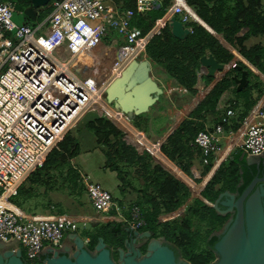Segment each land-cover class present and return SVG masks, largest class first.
<instances>
[{
	"label": "built area",
	"instance_id": "obj_1",
	"mask_svg": "<svg viewBox=\"0 0 264 264\" xmlns=\"http://www.w3.org/2000/svg\"><path fill=\"white\" fill-rule=\"evenodd\" d=\"M158 3L136 0L131 8L107 0H52L45 19L17 23L13 20L16 0H0V240L19 241L26 264H37L45 243L59 246L68 232L79 229V222L65 214L28 218L15 208L12 198L90 111L112 120L123 130L124 139L131 140L114 120V113L127 117L109 103L107 88L128 63L150 57L149 41L162 33L172 15L186 25L196 17L187 0H173L144 32L133 21ZM101 39L106 40L103 45ZM86 53L94 63L78 73L73 64ZM202 75L199 71L198 83ZM232 105L225 103L221 120L195 138L203 164L214 157L210 173L234 151L248 158L264 154V105L247 114L237 130L230 127L235 115ZM133 145L139 149L134 141ZM82 179L99 212L118 217L135 230L147 224L139 204L127 207L91 175L83 174Z\"/></svg>",
	"mask_w": 264,
	"mask_h": 264
},
{
	"label": "trees",
	"instance_id": "obj_2",
	"mask_svg": "<svg viewBox=\"0 0 264 264\" xmlns=\"http://www.w3.org/2000/svg\"><path fill=\"white\" fill-rule=\"evenodd\" d=\"M112 1L124 7L135 8L136 6V0ZM187 2L196 10L198 16L216 32L223 33L227 42L238 47L239 54L246 61L264 73V46L245 44V41L252 35H264V0H222L225 7L222 4L216 7L213 5V0H187ZM172 3L173 0H161L159 7L156 6L151 11L136 15L133 23L142 28L144 32L149 31ZM19 5L17 10L24 12L25 8L31 5V0H20ZM50 12L49 4L40 10L37 20H43ZM187 25L192 32L184 40L175 37L167 25L160 35L151 38L147 45V53L197 98V107L188 117L177 123L160 142L162 152L184 172L192 176L193 161L199 157L203 163L202 153L195 146V138L200 130L205 129H203V122L197 121L196 118L197 116L203 118L202 111L205 110L216 115L218 118L216 123L221 120L226 109L224 112L218 110L219 100L226 90L235 85L233 74H240L241 71L235 64H238L237 57L216 36L194 19ZM244 29L248 31L241 34ZM209 53H213L219 62L227 65V68L222 70L217 78L202 75L206 86L199 91L196 84L200 58ZM239 64L244 69L247 68L243 62ZM248 79V85L240 91L235 88V98L225 102L233 103L235 115L231 117L230 127L235 130L240 128L241 120L250 113L246 112L256 103V100L252 98L253 90L259 89L260 84L263 83L260 77L250 71ZM236 93H241L246 98L244 112L246 114L236 112V109L241 107V98ZM86 115L83 117L85 120L79 130L86 129L96 137L98 144L106 153V167L117 172L121 188L126 191L128 188L136 189L138 192L139 201L135 203L142 207L147 222L140 230L153 231L154 236L165 237L177 256L184 257L192 264H210L216 257L215 244L221 238L213 232L219 229L228 217V215L219 213L214 206L215 201L220 193L226 190L238 191L242 194L254 181L259 171L260 175H264V163L251 162L241 151L232 152L229 159L221 164L207 182L201 193L190 202L189 187L159 165L150 153H140L133 144L128 143L124 139L123 131L111 120L99 114L85 118ZM115 115L122 120L116 113ZM137 134L139 139L145 137L140 132ZM80 149L79 138L73 130L69 131L48 154L44 165L35 170L26 181L31 180L44 185L51 192L63 193L73 198L82 197L87 188L80 171L72 162ZM150 149L155 152L152 148ZM167 157L166 164L170 165L177 174L187 178ZM212 158L210 157L211 163L204 164L202 173L205 174L211 170ZM135 183H139L138 187ZM22 185L19 192L22 190ZM185 205H188V208L183 212L184 216H168L181 210ZM49 207L57 213L59 212L58 207H63V205L61 202L50 200ZM219 207L224 209L225 206L219 203ZM62 211L63 209H60V212ZM128 235L129 232L125 229L123 221L114 217L96 230L89 232V248L95 249L99 238L103 237L109 247L113 248L114 255L117 257L118 248L125 247ZM143 251H146V246L143 247Z\"/></svg>",
	"mask_w": 264,
	"mask_h": 264
},
{
	"label": "crops",
	"instance_id": "obj_3",
	"mask_svg": "<svg viewBox=\"0 0 264 264\" xmlns=\"http://www.w3.org/2000/svg\"><path fill=\"white\" fill-rule=\"evenodd\" d=\"M107 1L113 3L112 0H107ZM160 3L161 0H159L158 5L156 6L159 7ZM220 4H222L225 7V3H223L222 0H213V5H215L216 7L220 6ZM153 8H151L149 11H151ZM16 10H17V5H16ZM21 13L24 16L23 22L34 21L31 19H26L27 17L25 13L24 12ZM39 15H40V10L38 12L37 18ZM203 22L205 21L203 20ZM200 24L203 25L214 36H216L220 41V35L222 34L223 36V33L216 32L208 23H206L207 25H204L202 23ZM247 31L248 29H244V31L241 34H244ZM262 36L264 35L262 34L252 35L245 41V44L247 46H252L255 44H261L262 46H264V42L254 41ZM249 43H253V44H249ZM226 45L229 48L225 45L224 46L237 57L238 64L235 63L236 65H240L239 62H243L247 67L246 69L248 70V73L249 71L254 73L256 76L260 77L261 80L263 81V83L260 84L259 89L253 90L252 98L256 100V103L252 106V109H249L246 113L251 112L264 105V73L261 72L258 68L257 69L258 71H260V73L255 71L254 69L255 66L249 63L248 61H246L239 54L238 47L233 46L227 41H226ZM143 61H148L149 67L141 66ZM225 68H227V65L225 66ZM119 79L122 81H120L119 83L116 82L113 86L111 85L112 87L110 92L112 93V101L109 103H111L113 106L115 103H118L120 105L119 110L122 111V113L130 121L132 120L135 124L138 125L143 124L144 127L141 126L140 127L142 128L143 131H147L149 135H151L152 132L160 134L159 135L160 142L165 139L166 135L171 132V130L174 128V126L177 123H179L183 118L188 117L190 113L198 105L196 96H194V94L191 91L181 86L174 77H172L169 73H167V71L161 64H159L150 57L140 60L139 62H137V65H134L133 62L128 63V65H126L123 71V74L120 76ZM205 86L206 85L203 78L200 83L197 82L196 84V88L199 91H202L205 88ZM235 88L237 89L236 83L234 86H232L223 93L218 103V107H217L218 110L224 112L223 106L225 102L228 99L235 98V93H234ZM108 93L109 92L106 91L107 95ZM240 104L241 107H238L236 109V112L238 113L241 112L243 114H246L244 113L246 103L240 100ZM202 115L203 118L197 116L196 120L199 122H203L204 124L203 129L205 130L211 129L214 126V124L218 121L216 115L210 111L203 110ZM114 120L124 130L128 132L129 138L136 143V141L132 138V133L130 132V130H128L127 127L128 124L125 125L123 124L124 122L121 123V121H119L116 115L114 116ZM77 137L79 138L81 149L78 155L73 158L72 162L74 166L80 171L81 177L83 174H88V175L91 174L92 176L94 175L93 177L95 179L92 176L91 177L94 180L100 182L106 189L108 188L104 185V183H108V181L111 180V182L113 183L112 184L113 187H115V190H110V189L108 190L113 194L115 199L118 200L123 205L127 206L139 201L138 200L139 195L137 190L128 188V191H126L125 189H122L121 182L119 180L117 172L111 169L110 167H106L105 163L107 156L102 146L98 144L96 137L93 136L92 133L87 131L86 129H80ZM138 145L140 146L139 143ZM148 148L150 149V147ZM137 150L140 153H143L138 148ZM95 152H99V154H101L98 157L100 161L98 169L94 167L92 168L91 166H87L86 164L83 168L79 162L80 156L88 153L95 154ZM155 156L167 167L166 163L163 162L157 156V154H155ZM167 168L177 173L169 166ZM194 168H198L201 170L204 169V164L199 159V157L193 161L192 174ZM209 175H210V171L208 175H206V177L204 178L206 179V181L207 179H209ZM135 185L138 187L139 183L137 184L135 183ZM203 186L204 185H202L201 190H203L204 188ZM189 189L191 191L190 200H194L192 197L193 190L190 187ZM12 200L15 208L19 212L25 214V216L28 218L49 217V216L65 214L73 217L78 222L86 223V225H84L85 228H83L82 231L78 229L75 232H68L59 246L56 247L51 246L49 243L46 242L44 246V250L41 252L38 258L37 264H44V261L47 260L48 257L52 256L59 247L65 249L66 251H69V253H74L77 251L79 245L83 244L82 239L85 241L86 245H89L90 241L87 242V238L90 239L89 232L96 230L103 223H106L107 221L113 219L111 218V216H106L102 212H99L94 207V205L91 203L88 197L87 190L82 197L73 198L63 193L51 192L46 186L28 180L24 182V184L22 185V190H20L19 194ZM50 200L52 201L54 200L62 203L63 207H58L59 208V212H57L58 214L49 207ZM183 207H188V205H185ZM60 209H63V211L60 212ZM125 214L128 216V212H125ZM138 230L139 232H146V231H141L140 229ZM150 237L152 236L147 237V235H142V236L138 235L137 237H135L136 238L135 243L143 245L146 240L147 241L149 240ZM20 250L22 252L23 257H25L24 249L18 243L17 240H10L5 242L0 240V252L6 254L7 253L17 254L20 252Z\"/></svg>",
	"mask_w": 264,
	"mask_h": 264
},
{
	"label": "water",
	"instance_id": "obj_4",
	"mask_svg": "<svg viewBox=\"0 0 264 264\" xmlns=\"http://www.w3.org/2000/svg\"><path fill=\"white\" fill-rule=\"evenodd\" d=\"M50 1L51 0H31V5L24 10L25 15L31 20H36L39 10L48 6ZM195 14L196 17H194V20L207 25L198 16L196 10ZM169 27L172 34L182 40L192 32V29L184 24L177 15H172L170 17ZM220 41L227 46L226 40L223 38L222 34L220 35ZM139 61L140 60L135 59L131 62L137 65ZM93 63V56L86 53L75 61L73 67L78 73H82L87 65H93ZM141 66L149 67V62L143 61ZM225 66L224 63L218 61L213 53L205 54L200 58V72L208 77H219L220 72ZM236 67H238L241 73L234 74L233 79L237 84V89L240 91L248 84V70L244 69L242 65H236ZM119 78L120 77L111 85L113 86L116 82L119 83L122 81ZM111 85L106 90L109 92L108 95L105 93L109 102L112 101V93L110 92ZM119 106L118 103L114 104L116 109H120ZM161 153L167 157L163 152ZM263 157L264 154L248 159L251 162L257 161L260 163ZM167 158L169 159V157ZM169 160L173 162L171 159ZM174 165L189 180L197 183L195 179L184 172L177 164L174 163ZM219 167L220 165L210 173L209 179L213 177ZM170 172L183 181L188 187L192 188L188 179L175 172ZM258 180H260V178L254 179L244 191L243 195L238 199L236 203L238 208L236 217L234 220L230 219L225 224L223 235L215 244V248L220 254H217L216 259L210 264H264V212L261 202V196L264 195V186L257 188L256 183ZM261 180H264V177ZM206 184L207 182L203 187H205ZM226 193L232 194L230 191H226ZM214 206L219 207L218 200ZM220 213L225 214V211H220ZM124 227L129 232V235L125 240V247L118 248V258L115 257L113 248L109 247L103 237H100L95 249H90L89 245H86L83 239V244H80L77 251L74 253H69V251L59 247L52 256L44 261V264H192L184 257H178L165 237L154 236L153 231L139 232V230L132 229L130 226L124 225ZM138 235H147V237L152 236L150 237L151 239L145 253L141 250V244L135 243V237ZM18 243L20 244L19 241ZM0 264H26V262L20 250L17 254L0 252Z\"/></svg>",
	"mask_w": 264,
	"mask_h": 264
},
{
	"label": "rangeland",
	"instance_id": "obj_5",
	"mask_svg": "<svg viewBox=\"0 0 264 264\" xmlns=\"http://www.w3.org/2000/svg\"><path fill=\"white\" fill-rule=\"evenodd\" d=\"M19 1L20 0H16V2H17V7H19L20 5H19ZM23 18H24V16H23V14L20 12V11H18V10H16V12L14 13V16H13V20L14 21H16L17 23H23ZM40 21V20H39ZM254 41H259V42H264V36H262V37H259V38H257V40H254ZM100 43L103 45L104 43H105V40L104 39H101L100 40ZM249 44H253V43H249ZM234 50V49H233ZM254 69H255V71H257V72H259L260 73V71H258V69L257 68H255L254 67ZM236 94H238V96L241 98V101L242 102H245V100H246V98L244 97V96H242L241 95V93H236ZM95 114H99V113H97V112H90L89 114H87L86 115V117L85 118H87V117H89V116H91V115H95ZM115 115V114H114ZM124 117V116H123ZM118 118V117H117ZM119 119V118H118ZM84 120L85 119H83V121L75 128V129H72L73 131H74V133H75V135L77 136L78 135V133H79V128L80 127H82V123H84ZM110 120V119H109ZM129 120V119H128ZM126 118L125 119H123L122 118V120H120L119 119V121H121V123H123V124H125V125H127V127H128V130H130V132L132 133V138L136 141V143L138 144H140V146H143V147H140L139 145H138V147H139V150L140 151H143V152H148V153H150L152 156H153V158H154V160L159 164V165H161L162 167H164L167 171H171V170H169L167 167L169 166L170 167V165H168V164H166L167 165V167L160 161V160H158V158L155 156V154H157V156L163 161V162H165L166 163V157L160 152V149H159V146H160V137H159V135L160 134H158V133H155V132H152V134L151 135H149L148 133H147V131H143L142 130V128L141 127H144V125L143 124H141V125H138V124H135L132 120L129 122ZM112 121V120H111ZM114 123V122H113ZM134 124V125H133ZM114 125H116L115 123H114ZM141 126V127H140ZM120 129V128H119ZM120 130H122V129H120ZM137 130V131H136ZM123 131V130H122ZM141 131V132H140ZM137 132H140V133H142L145 137H143V138H141V139H139L138 137H137ZM124 133V132H123ZM125 137V136H124ZM142 137V136H141ZM146 137H147V139H146ZM129 143H132L133 144V141H129ZM148 147H150V148H152L155 152V154L151 151V149H149ZM99 155H101V154H99V152H95V154H84V155H82V156H80V158H79V162H80V164L82 165V167L84 168V166H85V164L87 165V166H91L92 168L94 167V168H96V169H98V167H99V164H100V161H99ZM160 162V163H159ZM173 163V162H172ZM176 164V163H175ZM171 168V167H170ZM134 169V168H133ZM175 171V170H174ZM173 172V171H172ZM171 173V172H170ZM209 173V172H208ZM208 173H202V170L201 169H198V168H194L193 169V176H191L193 179H195L196 181H197V183H194L193 181H191V180H189L188 178H186V179H188V182L193 186V191H192V193H193V199H195L197 196H198V192L199 191H202L201 190V187H202V185H204V183L205 182H207V181H209L208 179H207V181H206V179H204L205 177H206V175H208ZM91 175V174H90ZM179 175V174H178ZM92 176V175H91ZM94 176V175H93ZM92 176V177H93ZM94 178V177H93ZM212 178V177H211ZM95 179V178H94ZM109 180V179H108ZM107 182V181H106ZM113 183L111 182V180H109L108 181V183H104V185L108 188V189H110V190H115V187H113V185H112ZM115 186V185H114ZM219 187V186H218ZM201 193V192H200ZM14 198V197H13ZM12 198V199H13ZM193 200H190V202H192ZM215 205V204H214ZM188 207H183L181 210H177V211H175V212H173L172 214H170V215H168V216H170V217H172V216H178V215H183L184 216V211H186V209H187ZM168 216H166V217H168ZM83 228H85V226L83 225V222H79V230L80 231H82V229ZM179 257H181V256H179Z\"/></svg>",
	"mask_w": 264,
	"mask_h": 264
},
{
	"label": "flooded vegetation",
	"instance_id": "obj_6",
	"mask_svg": "<svg viewBox=\"0 0 264 264\" xmlns=\"http://www.w3.org/2000/svg\"><path fill=\"white\" fill-rule=\"evenodd\" d=\"M253 162H255V163H257V164H260L261 162H263L264 163V158H262L261 159V161H260V163L259 162H257V161H253ZM261 174V172L259 171L258 172V174L255 176V179H258V178H260V180H258L257 181V183H256V187L257 188H260V187H262V186H264V180H261V179H263V177H264V175H260ZM226 191H230L232 194H227L226 193ZM226 191H224V192H222V193H220V195H219V197H218V205H219V203H221L222 205H224L225 207H224V209H221L220 207H216L217 209H218V211H219V213H220V211H225V214H222V215H228V217H227V219L225 220V222L223 223V225L219 228V229H217L216 231H214L213 232V234H217V235H219V236H222L223 235V231H224V227H225V224L230 220V219H233L234 220V218L236 217V214H237V211H238V208H237V205H236V203H237V201H238V199L243 195V193L242 194H239V192L238 191H231V190H226ZM252 193V192H251ZM217 200L215 201V203L214 204H216V202H217ZM261 202H262V204H263V212H264V195H262L261 196ZM245 205V204H244ZM232 220V221H233ZM232 223V222H231ZM150 239L151 238H149V240L147 241H145V243L143 244V245H141V250H142V252L143 253H145L144 251H143V247L144 246H146V248H147V245H148V243H149V241H150ZM214 253H215V255H216V257H217V254L219 255L220 254V252L218 251L217 252V249L214 247ZM116 257V256H115ZM179 257V256H178ZM182 257V256H181ZM216 257H215V259H216ZM116 258H118V256L116 257ZM24 259H25V257H24ZM214 259V260H215ZM213 260V261H214ZM38 261V260H37ZM212 261V262H213Z\"/></svg>",
	"mask_w": 264,
	"mask_h": 264
},
{
	"label": "bare ground",
	"instance_id": "obj_7",
	"mask_svg": "<svg viewBox=\"0 0 264 264\" xmlns=\"http://www.w3.org/2000/svg\"><path fill=\"white\" fill-rule=\"evenodd\" d=\"M115 114V113H114Z\"/></svg>",
	"mask_w": 264,
	"mask_h": 264
}]
</instances>
